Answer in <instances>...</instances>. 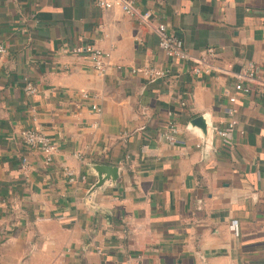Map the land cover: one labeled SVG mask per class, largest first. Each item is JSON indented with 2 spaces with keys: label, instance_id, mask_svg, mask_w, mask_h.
Here are the masks:
<instances>
[{
  "label": "crops",
  "instance_id": "1",
  "mask_svg": "<svg viewBox=\"0 0 264 264\" xmlns=\"http://www.w3.org/2000/svg\"><path fill=\"white\" fill-rule=\"evenodd\" d=\"M136 8L192 55L214 48L216 64L236 71L254 62L264 81V0H137ZM0 43V264H264L257 85L238 94L239 123L225 143L216 129L234 81L169 59L140 17L95 0H0ZM88 44L110 54L106 72L72 52ZM136 66L170 72L149 79ZM170 120L178 142L163 136ZM27 128L57 145L50 164L24 143Z\"/></svg>",
  "mask_w": 264,
  "mask_h": 264
},
{
  "label": "built area",
  "instance_id": "2",
  "mask_svg": "<svg viewBox=\"0 0 264 264\" xmlns=\"http://www.w3.org/2000/svg\"><path fill=\"white\" fill-rule=\"evenodd\" d=\"M96 4L104 9L119 8L124 13L133 16L140 17L146 23L150 24L156 30L159 35V47L163 50L165 55L174 61L189 62L191 66V72L194 74H212L217 73L220 77H227L234 81V93L225 90V94L229 97V105L226 106V120L222 126L217 127L216 133L225 143L231 142V135L236 130L239 120L237 117L238 108V94L246 95L252 91V85H257L259 92H264V81L258 76V67L254 62H247L240 70H234L233 65L227 64L226 66L217 65L219 56L214 48H208L206 54L196 57L192 55L187 49L184 40L173 32H169L168 26L165 23L155 24L152 20V13L145 12L140 14L136 8L137 0H95ZM72 52L78 54H89L93 66L100 72H106L108 69V60L110 54L94 45H78L73 47ZM0 53L6 54L7 47L0 43ZM215 62H210L208 60ZM134 74H142L149 79H156L160 77L168 76L169 70L158 68L155 66H136L131 69ZM26 91L30 94L37 92V87L33 84L29 78H26ZM85 98L89 97V93L83 94ZM97 109V106H93ZM170 116H173L172 112H169ZM178 126L175 121L170 120L166 131L163 136L169 142H178ZM21 137L24 143L30 148H38L42 151L46 164H50L53 161V156L56 153L57 145L47 137L39 129H22L20 131ZM127 135V134H124ZM30 169L29 160L27 157L23 159L22 170L24 173H28ZM69 175H73V171L69 168L66 169ZM231 227L236 234L239 233L238 221H233ZM5 234V231H4Z\"/></svg>",
  "mask_w": 264,
  "mask_h": 264
}]
</instances>
